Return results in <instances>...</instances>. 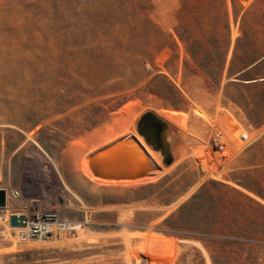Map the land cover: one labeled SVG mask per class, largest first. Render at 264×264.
<instances>
[{"label":"rangeland","instance_id":"1","mask_svg":"<svg viewBox=\"0 0 264 264\" xmlns=\"http://www.w3.org/2000/svg\"><path fill=\"white\" fill-rule=\"evenodd\" d=\"M228 9L0 0V264H264V58L243 75L252 83L227 77L238 35L233 24L227 35ZM252 11L264 13V0ZM262 42L241 50L263 52ZM145 113L168 127L169 166L137 132ZM132 137L155 171L133 184L91 180L90 157ZM48 210L74 239L22 241L9 226L13 214Z\"/></svg>","mask_w":264,"mask_h":264},{"label":"water","instance_id":"2","mask_svg":"<svg viewBox=\"0 0 264 264\" xmlns=\"http://www.w3.org/2000/svg\"><path fill=\"white\" fill-rule=\"evenodd\" d=\"M137 132L153 152L161 153L164 166L171 164L168 127L151 113L143 114L137 122ZM144 146L135 138L117 141L90 157L89 165L95 177L109 181H133L150 176L155 168L148 162ZM6 206V193L0 190V209ZM11 227H23L25 219L11 215Z\"/></svg>","mask_w":264,"mask_h":264},{"label":"trees","instance_id":"3","mask_svg":"<svg viewBox=\"0 0 264 264\" xmlns=\"http://www.w3.org/2000/svg\"><path fill=\"white\" fill-rule=\"evenodd\" d=\"M229 1L231 3V9H228L227 35L229 37L231 35L232 24L236 28L238 35L235 39V46L232 50V60L227 68V77H233L234 79H236L235 81H238L239 83H246L248 80H245L243 75L254 69L257 65L256 62L264 58V51L258 52L255 49L244 51L241 50V46L245 43L256 46V44L259 43L260 40H262V43H264V13H262L261 15H256V13L252 11L254 8V4H256L257 1L260 2L261 0H256L247 9L243 7L239 8L236 5V0ZM225 16L227 17V12H225ZM230 17H232V23L230 21ZM229 44H231L230 40ZM227 53L228 47L225 54L227 55ZM243 55H248V57H250L249 60H247L248 58H243ZM236 60L240 61V63L235 64ZM160 185L162 184H153L146 187L142 186L139 189H154L160 187ZM245 189L252 191L255 196L262 198L259 193L255 192V190H252L248 187H245ZM171 192L172 190H166L161 194L164 197V200H161L163 204L169 205L172 202V197H170L172 195Z\"/></svg>","mask_w":264,"mask_h":264},{"label":"built area","instance_id":"4","mask_svg":"<svg viewBox=\"0 0 264 264\" xmlns=\"http://www.w3.org/2000/svg\"><path fill=\"white\" fill-rule=\"evenodd\" d=\"M245 137V136H243ZM4 212L0 211V223L4 219ZM74 226V225H73ZM67 221L59 218V216L50 211L35 213L32 220H29L27 225V231L21 235V240L33 239L44 241L48 238H52L55 235H59L62 231L67 229H73Z\"/></svg>","mask_w":264,"mask_h":264},{"label":"bare ground","instance_id":"5","mask_svg":"<svg viewBox=\"0 0 264 264\" xmlns=\"http://www.w3.org/2000/svg\"><path fill=\"white\" fill-rule=\"evenodd\" d=\"M134 133V132H133ZM137 139V138H136ZM139 139V138H138ZM137 139V140H138ZM141 139V138H140ZM139 139V140H140ZM138 140V141H139ZM143 146H144V148L146 147L143 143H142V140H140L139 141ZM146 149H147V147H146ZM145 151H147V150H145ZM148 152V151H147ZM146 152V153H147ZM153 152V151H152ZM149 153V152H148ZM155 153V152H154ZM146 156H147V154H146ZM85 169H86V173L89 175V178H91V180H93V181H98V182H101V181H104V180H108V179H103V178H98V177H95L93 174H92V170L90 169V165H89V162L87 161L86 163H85ZM48 182V184H47V187L49 188V187H51V186H53L54 187V182L53 183H49L50 181H47ZM108 182H110V183H126V184H133V183H139V182H141L140 180H133V181H126V180H120V181H109L108 180ZM45 184V183H44ZM5 193H6V208H7V206H9V201L7 200L8 199V193L5 191ZM11 196L12 197H14L15 199L16 198H18L19 197V194L16 192H12L11 193ZM59 198H60V200H62V201H64L65 200V194L63 195V192H60V195H59ZM4 207V208H5ZM3 209V208H2ZM7 211V209H5L4 210V219H3V221L0 223V234L1 235H6V234H8L9 233V227L7 226V223L6 222H9V217L7 218V216H6V212ZM48 211H50V210H48ZM6 212V213H5ZM37 213V212H36ZM34 214L35 213H32V215H30V216H27V215H16V216H21V217H24V219H25V225H23V227H16V229L15 230H17L18 231V234L20 235V238H21V235L23 236V233H25V231H27V225H28V223H29V220H32L33 219V216H34ZM57 214V213H56ZM14 215V214H13ZM11 217V216H10ZM67 223H69L70 224V222H67ZM10 226V225H9ZM70 226H73V224H70ZM11 227V226H10ZM17 228H20V229H17ZM75 227L73 226V229H74ZM73 229H67V230H65V231H62L60 234H62V233H64V238H66V239H69V240H72V239H74V237H75V231L73 230ZM59 234V235H60ZM55 236H58V235H55ZM27 239H29V238H27ZM30 240H33V239H30ZM33 241H40V240H33ZM130 260H132V259H130V257H129V261ZM133 261V260H132ZM127 262H128V260H127ZM131 262V261H130ZM132 263V262H131ZM135 263H136V261H135ZM127 264H129V263H127Z\"/></svg>","mask_w":264,"mask_h":264},{"label":"crops","instance_id":"6","mask_svg":"<svg viewBox=\"0 0 264 264\" xmlns=\"http://www.w3.org/2000/svg\"><path fill=\"white\" fill-rule=\"evenodd\" d=\"M226 4L228 3V0H225Z\"/></svg>","mask_w":264,"mask_h":264}]
</instances>
